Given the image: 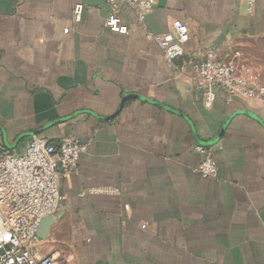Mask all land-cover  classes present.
<instances>
[{
  "label": "crops",
  "instance_id": "crops-1",
  "mask_svg": "<svg viewBox=\"0 0 264 264\" xmlns=\"http://www.w3.org/2000/svg\"><path fill=\"white\" fill-rule=\"evenodd\" d=\"M109 12L103 0H0V156L22 153L32 133L91 141L60 177L65 199L41 253L60 264H264V127L246 114L264 122V107L220 90L206 107L191 69L210 45L220 54L264 36V0H155L143 23L125 6L127 34L103 27ZM174 20L189 38L168 62L146 33ZM126 94L138 97L119 108ZM232 114L217 142H198ZM206 154L215 178L196 171Z\"/></svg>",
  "mask_w": 264,
  "mask_h": 264
},
{
  "label": "built area",
  "instance_id": "built-area-1",
  "mask_svg": "<svg viewBox=\"0 0 264 264\" xmlns=\"http://www.w3.org/2000/svg\"><path fill=\"white\" fill-rule=\"evenodd\" d=\"M110 12L103 27L127 34L121 23L122 7L135 11L137 21L143 23L155 0H103ZM84 5H73V20L82 18ZM68 28L64 32H68ZM157 43L168 62L184 54L189 38L187 26L174 20L171 29L160 33H146ZM201 61L191 66L196 91L203 104L210 107L217 91L244 100L256 107H264V84L252 74H242L235 64L218 57L217 48L210 45L200 52ZM91 141L64 138L58 145L40 135H32L20 154L0 156V264H58L52 254H42L37 236L40 221L54 215L65 196L60 191V177L76 172L78 158L87 151ZM200 152L205 148L196 146ZM203 178L217 177L216 162L206 154L196 167Z\"/></svg>",
  "mask_w": 264,
  "mask_h": 264
},
{
  "label": "rangeland",
  "instance_id": "rangeland-1",
  "mask_svg": "<svg viewBox=\"0 0 264 264\" xmlns=\"http://www.w3.org/2000/svg\"><path fill=\"white\" fill-rule=\"evenodd\" d=\"M218 57L233 62L240 73L252 74L264 84V36L242 38ZM57 262L60 264V260Z\"/></svg>",
  "mask_w": 264,
  "mask_h": 264
},
{
  "label": "water",
  "instance_id": "water-1",
  "mask_svg": "<svg viewBox=\"0 0 264 264\" xmlns=\"http://www.w3.org/2000/svg\"><path fill=\"white\" fill-rule=\"evenodd\" d=\"M128 97H138V95H134V94H126L122 97L121 99V103H120V107H122L124 101L128 98ZM247 115L253 117L254 119H256L257 121H259L263 127H264V122L262 120H260V118L255 115V114H252L250 112H246ZM234 116V114L230 115L226 121L224 122V124L222 125L218 135L210 140V141H200L198 140V142L202 145H212L214 144L215 142H217L219 140V138L222 136L223 132H224V129L225 127L227 126V124L229 123V121L231 120V118ZM37 133H32V135H36ZM20 138V137H19ZM54 223V216L53 215H46L45 217H43L40 221V224H39V227H38V230H37V236L40 240H43L46 238L48 232H49V228L50 226Z\"/></svg>",
  "mask_w": 264,
  "mask_h": 264
}]
</instances>
